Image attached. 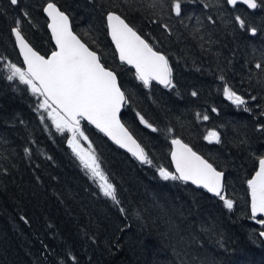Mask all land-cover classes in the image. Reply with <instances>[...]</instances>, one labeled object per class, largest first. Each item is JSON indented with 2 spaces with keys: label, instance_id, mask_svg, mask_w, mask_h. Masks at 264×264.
<instances>
[{
  "label": "trees",
  "instance_id": "16d2710c",
  "mask_svg": "<svg viewBox=\"0 0 264 264\" xmlns=\"http://www.w3.org/2000/svg\"><path fill=\"white\" fill-rule=\"evenodd\" d=\"M50 2L116 74L126 98L120 121L152 161L138 164L80 122L119 203L102 194L68 133L40 107L41 96L18 77L7 79L9 65L23 70L11 35L18 20L34 51H53L42 14ZM180 2L177 16L175 0H0V264H264L263 228L250 216L246 187L264 157V0L253 11L227 0ZM108 13L165 55L172 85L145 87L117 61ZM225 87L245 103L226 98ZM209 132L218 143L205 139ZM174 138L224 173L231 210L202 189L160 176L159 168L172 173Z\"/></svg>",
  "mask_w": 264,
  "mask_h": 264
},
{
  "label": "snow or ice",
  "instance_id": "6c2138e0",
  "mask_svg": "<svg viewBox=\"0 0 264 264\" xmlns=\"http://www.w3.org/2000/svg\"><path fill=\"white\" fill-rule=\"evenodd\" d=\"M227 2L233 6L242 2L252 9L258 7L257 0H227ZM10 3L17 5L18 0H10ZM44 11L51 20L49 28L59 51L53 52L48 59L33 51L21 34L18 20L12 31L24 55L27 71L11 64L9 65L11 74L7 76V79L11 81L18 77L20 83L27 85L33 94L39 93L44 97L40 107L45 110L52 108L49 117L52 118L56 129L61 132L67 129L73 134V139L68 141L69 147L92 177L99 178L101 181L99 186L103 195L119 203L115 188L100 170L96 156L94 154L85 155L78 150L79 145L75 137L77 134L84 135L80 130V120L86 119L94 124L120 147L127 148L142 164L151 165L152 161L120 122L119 112L126 98L117 82L116 74L101 63L96 52L90 50L73 34L69 26V17L54 3H48ZM173 11L177 16L181 15L180 0H175ZM106 19L111 40L119 53L120 62L134 67L136 78L142 81L145 87H149L153 80L165 87L172 85L171 68L165 55L154 50L120 15L108 13ZM236 19L240 27L245 28L244 21L240 17ZM251 34L255 35L256 30L252 29ZM256 67L260 68L261 65L257 64ZM224 94L237 106L245 103L228 87L224 88ZM193 95L196 93L193 92ZM204 119L207 120L208 117L205 116ZM140 122L145 127L151 128L153 132L157 131L142 116ZM205 139L210 143L213 140L219 142L216 132H209ZM171 143L173 145L172 161L178 175L159 168L160 176L164 180H180L186 183L190 181L193 185L218 196L223 200L225 207L231 210L233 201L222 195L224 173L217 171L212 164L197 155L179 139H172ZM248 188L251 190L252 216L254 218L258 214L264 216V157L259 159V170L248 181ZM259 223L264 225V219L259 220ZM260 235L264 236V231Z\"/></svg>",
  "mask_w": 264,
  "mask_h": 264
},
{
  "label": "water",
  "instance_id": "95a60500",
  "mask_svg": "<svg viewBox=\"0 0 264 264\" xmlns=\"http://www.w3.org/2000/svg\"><path fill=\"white\" fill-rule=\"evenodd\" d=\"M227 3H228V2H227ZM47 4H48V3H46V4L43 6V8H42V14H43V16H44V18H45V20H46V30H47V32H48V35H49V38H50V42H51V44H52V46H53V51H52L50 54H48V55L45 57V59L50 58L53 52L59 51V49L56 47L55 40H54L53 37H52L51 29L49 28V24L51 23V20H50V18L48 17L47 13L44 11L45 8L47 7ZM228 5H229V6H233V5H230V4H228ZM236 5L243 6L244 8H246V9L249 10V11H253V10H254V9H252V8H249V7L247 6V4L242 3V2H238ZM107 15H108V14H107ZM107 15L105 16V26H106L107 37H108V40H109V42H110V44H111V46H112V48H113V51H114V53H115V56H116L117 61H118L119 63H121V62H120V59H119V53H118L117 50H116L115 44H114V43L112 42V40H111V36H110V34H109V30H108V28H107V19H106ZM69 26H70V22H69ZM70 28H71V26H70ZM71 31H72V30H71ZM73 34H74V33H73ZM11 35H12V39H13V45H14V48H15L17 54H18V57H19V59H20L21 65H22V69H23V71H27V65L24 63V55L21 53L20 46H19L18 43L16 42V37H15V34L13 33L12 30H11ZM77 38H78V37H77ZM79 40H80V39H79ZM25 42H26V41H25ZM26 43H27V42H26ZM27 44H28V43H27ZM28 45H29V44H28ZM29 47H31V46L29 45ZM33 51H34V50H33ZM35 52H36V51H35ZM39 55H40V54H39ZM121 64H122V63H121ZM122 65H124V66H126L127 68L131 69V70L133 71V73L135 74V76H136V70H135L134 67H132L131 65H128V64H122ZM139 81H140V80H139ZM140 82L143 84L142 81H140ZM151 82L154 83V84H156V85H158V86L161 87V88H167V87H165L164 85L157 83L155 80H153V81H151ZM143 85H144V84H143ZM42 98L44 99L43 96H42ZM123 106H124V104H122V105H121V108H120L119 119H120V115H121V112H122ZM53 107H54V106H53ZM80 121L83 122L84 124L88 125L89 127H91L93 130H95L97 133H99L101 136H103V137H104V138H105V139H106L111 145H113L115 148L119 149V150L122 151L123 153L127 154L128 156H130V157H131L132 159H134L138 164H140V165H144V164H142V163H141V162H140L135 156H133L132 153H131L130 151L127 150V148L120 147L117 143H115V142H114L112 139H110L107 135H105L103 132H101L99 129H97L96 126H95L94 124L89 123L86 119H81ZM120 122H121V121H120ZM132 138H133V137H132ZM133 139H134V138H133ZM174 139H177V138H174ZM134 140H135V139H134ZM171 141H172V139L169 141V154H168V158H169V162H170V165H171V168H172V172H173V174L178 175V173H176L175 164H174L173 161H172L171 152H172V150H173V145H172ZM181 142H182V141H181ZM182 143H183V142H182ZM137 144H138V143H137ZM183 144H184V143H183ZM187 146H188V145H187ZM188 147H189V146H188ZM196 154H197V153H196ZM197 155H198V154H197ZM199 156H200V155H199ZM258 170H259V161H258V163H257V167H256L255 172L252 174V176L249 178V180L252 179V178L255 176V173H256ZM249 180H248V181H249ZM178 181H180V180H178ZM248 181H247V183H246L247 193H248V208H249L250 216H251L252 218H254V217L252 216V213H251V190L248 188ZM180 182H183V181H180ZM183 183H186V182H183ZM186 184H189V185H191V186H193V187H195V188L202 189V190H204L207 194H209V195L212 196V197L219 198L218 196L214 195L213 193L208 192L206 189H204V188H202V187H197L196 185H193L190 181L187 182ZM222 184H223V180H222ZM222 194H223V189H222ZM256 218H259V219L261 220V219H264V216H261V215L258 214L257 217H255L254 219H256ZM260 225H261V224H260ZM261 226H262V228H263L262 231H264V225H261ZM262 231H261V232H262ZM261 232H260V233H261ZM260 233H259V238L261 239V241H262L263 244H264V236H261Z\"/></svg>",
  "mask_w": 264,
  "mask_h": 264
},
{
  "label": "rangeland",
  "instance_id": "374dc122",
  "mask_svg": "<svg viewBox=\"0 0 264 264\" xmlns=\"http://www.w3.org/2000/svg\"><path fill=\"white\" fill-rule=\"evenodd\" d=\"M36 95H39V96H41L39 93H37ZM41 98H42V96H41ZM43 101H44V99L42 98V100H41V104L43 103ZM44 109V108H43ZM45 110V109H44ZM46 112H47V114H48V116H49V113L50 112H52V108H48L47 110H46ZM53 115H55V113H53ZM50 119H51V121H52V118L51 117H49ZM52 124H53V126L56 128V126H55V124L53 123V121H52ZM65 132H67L68 133V136H69V138H68V141L70 140V139H73V134L71 133V132H69L67 129H65L64 130ZM75 140H76V143L79 145V148H78V150H80V151H82L85 155H91L92 154V150H91V147H89V143L87 142V140L86 139H84V135L83 136H80L79 134H77L76 135V137H75ZM68 145H69V143H68ZM71 148V147H70ZM71 150H72V148H71ZM73 151V150H72ZM74 153V152H73ZM75 154V153H74ZM75 156L77 157V155L75 154ZM77 159L80 161V159L77 157ZM80 163H81V161H80ZM82 164V163H81ZM82 166H83V164H82ZM84 167V166H83ZM85 169V168H84ZM87 172H88V174L92 177V175H91V173L87 170V169H85ZM93 178V177H92ZM94 180H95V182L98 184V187L100 188V183H101V181L99 180V178L98 177H96V178H93ZM101 190V189H100ZM102 192V191H101ZM103 194V193H102Z\"/></svg>",
  "mask_w": 264,
  "mask_h": 264
}]
</instances>
